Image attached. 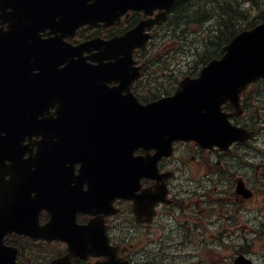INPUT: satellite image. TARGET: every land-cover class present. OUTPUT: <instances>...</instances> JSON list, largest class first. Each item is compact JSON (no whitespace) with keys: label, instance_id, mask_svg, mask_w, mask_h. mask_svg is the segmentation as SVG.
<instances>
[{"label":"water","instance_id":"95a60500","mask_svg":"<svg viewBox=\"0 0 264 264\" xmlns=\"http://www.w3.org/2000/svg\"><path fill=\"white\" fill-rule=\"evenodd\" d=\"M35 1L38 3L29 5L34 7L29 12L33 17L36 16L34 18V22H37L36 28L30 32L28 38L24 39L21 51L22 38L15 37L11 28L9 32L0 33V59L8 61L11 65L9 66L21 76V80H24L22 91L18 89L16 83L11 82L8 90L12 93L11 97L0 101L6 110V113L0 114V130H11L14 135L15 130L20 129L24 137L33 132L37 117H44L42 109L48 107L49 101L53 99L46 91L54 87L65 96L66 107L87 109L84 115H94L90 108L84 105L103 101L113 92L95 89L89 94L86 92V83L101 87L109 81L103 78L111 75L120 84L119 88L128 87L130 80L137 77L135 74L126 78L124 74V70L132 64L131 53L135 48H143L147 41V37H143L142 33L139 34L143 30V24L122 37L104 43L93 40L76 49H65L57 40H42L38 35L39 32L46 28L60 31L62 27L73 30L77 23L93 26L98 22H104L110 25L124 10L133 6L131 3L149 6L151 9H165L156 21L160 23L175 3V0H86L85 3L80 4V11H77L74 7L77 6L75 2L78 0ZM112 2L115 4H110ZM116 5L118 8L113 11ZM7 19L11 20L13 30L19 32L18 18ZM91 50L98 51L94 58L90 57L99 63L97 66L74 64L83 61L79 56L83 51ZM19 51L21 59H19ZM224 51L220 59L209 62L201 70L198 78H184L174 96L170 98L141 106L131 96L130 100L119 95L113 96L119 144L107 149L104 157L109 158L107 162L109 166L112 163L120 166L119 191L127 190V186L122 185L123 183L131 184L135 181L137 184L139 177L143 176L138 169L144 161L131 158L137 148L156 151L151 160L154 166L160 157L171 155V144L174 141L195 140L201 146H208L211 145V141H224L223 139L228 137L234 139V135L229 136L232 131L228 123H224L225 117L220 114L219 107L225 101H230L238 109V96L245 85L256 78L264 77V20L252 30L239 33ZM3 55H7L8 59ZM74 56H79L78 60L72 61ZM105 61L115 63L105 65L103 64ZM67 62L64 69H59L60 64ZM32 69L38 71L34 77L29 73ZM85 72L95 74L88 75L93 77L91 81H86ZM85 92L88 95H85ZM76 100L79 106L75 104ZM124 100H126L125 104ZM60 107L64 106L60 105ZM214 126L217 128L214 129ZM0 155L8 156L5 152ZM10 157L16 158V151H13ZM5 173L7 172L1 165L0 179ZM107 173L109 174L107 180H113L112 168ZM9 174L20 177L24 172L13 169ZM103 180L105 181L106 178ZM29 182L23 183L21 188H25ZM110 188L116 189L113 186ZM157 194L160 198L163 196L162 192H149L143 197L158 201L160 198L155 199ZM21 223L22 219L18 218H12L7 223L2 220L0 214V253L12 252L14 255V251L1 245V238L6 231H20L14 226ZM13 260L14 257L4 259L8 264L9 261L14 264ZM0 264H4L3 256H0Z\"/></svg>","mask_w":264,"mask_h":264},{"label":"flooded vegetation","instance_id":"af4514ba","mask_svg":"<svg viewBox=\"0 0 264 264\" xmlns=\"http://www.w3.org/2000/svg\"><path fill=\"white\" fill-rule=\"evenodd\" d=\"M143 18L142 14L133 12L128 19L123 18L121 25L126 21L137 25ZM98 30L97 36L103 39L114 34L113 28ZM92 35L83 29L68 41L75 45ZM138 65L141 67L139 81L144 75L154 76L151 67L141 61ZM138 82L131 85V91L141 103L156 99L157 94L151 93L148 87L136 91ZM240 103L242 113L232 116L230 122L250 133V139L234 142L225 150L212 147L211 151L201 150L194 143H175L173 156L158 163L159 173H172L166 182L169 203L156 205L148 223L137 222L131 202H114L118 212L106 217L104 224L109 243L117 248L121 262L211 264V244L220 243L227 249L225 260L228 259V264H234L237 256L253 264H264V80L251 84L241 95ZM224 110L228 114L234 112L230 104H226ZM64 167L65 173L62 176L54 174L52 182L54 188L60 186L71 201L74 199L73 207L66 209L60 205L52 216L41 211L39 225L51 218L63 222L73 212L76 226L98 217L82 211L81 195L87 190V183L79 174L81 164L67 163ZM202 174L208 175L210 185L215 178L220 180V185L230 184L220 191L216 183L203 188L196 183ZM154 183L143 179L141 187L147 188ZM41 247L45 261L51 258L46 264L66 253L63 243L33 242L32 264H40ZM97 260L104 259H73L72 263L94 264Z\"/></svg>","mask_w":264,"mask_h":264},{"label":"trees","instance_id":"16d2710c","mask_svg":"<svg viewBox=\"0 0 264 264\" xmlns=\"http://www.w3.org/2000/svg\"><path fill=\"white\" fill-rule=\"evenodd\" d=\"M263 15L264 0H178L168 23L167 42L176 45L173 52L195 54L185 72L194 75L209 60L220 56L238 32L258 24ZM176 81L171 75L168 85Z\"/></svg>","mask_w":264,"mask_h":264},{"label":"rangeland","instance_id":"374dc122","mask_svg":"<svg viewBox=\"0 0 264 264\" xmlns=\"http://www.w3.org/2000/svg\"><path fill=\"white\" fill-rule=\"evenodd\" d=\"M195 45L198 46L199 44L195 43ZM188 46L185 48V50L188 49ZM170 49L171 47L168 46L166 50ZM195 57V54L190 51H181L176 58L172 57V55H169L166 60L171 61L172 70H177V72H183L191 66L192 60H194Z\"/></svg>","mask_w":264,"mask_h":264}]
</instances>
